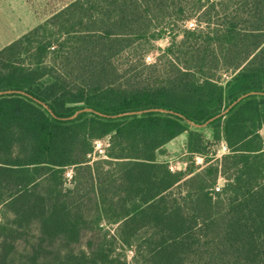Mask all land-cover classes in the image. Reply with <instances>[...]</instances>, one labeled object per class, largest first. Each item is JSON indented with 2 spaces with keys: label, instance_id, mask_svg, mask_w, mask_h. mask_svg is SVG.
I'll return each instance as SVG.
<instances>
[{
  "label": "trees",
  "instance_id": "obj_1",
  "mask_svg": "<svg viewBox=\"0 0 264 264\" xmlns=\"http://www.w3.org/2000/svg\"><path fill=\"white\" fill-rule=\"evenodd\" d=\"M7 89L0 264H264V95L185 120L264 92V0H66L0 49ZM181 133L202 166L158 160Z\"/></svg>",
  "mask_w": 264,
  "mask_h": 264
},
{
  "label": "crops",
  "instance_id": "obj_2",
  "mask_svg": "<svg viewBox=\"0 0 264 264\" xmlns=\"http://www.w3.org/2000/svg\"><path fill=\"white\" fill-rule=\"evenodd\" d=\"M17 5L21 10H15L12 6H8L7 0L0 1V30L5 29V22L7 24L9 33L5 35V31H0V49L4 46L10 44L17 38L29 32L33 27H35L40 21L45 19L48 15L41 16V13L35 8V5L31 0H15ZM31 13H33L35 19V25L32 27L30 24L31 21ZM6 36V37H5ZM174 140H170L167 142L162 148L165 151L166 155H170L172 158L174 155L179 154V165H186L185 155L186 149L184 148L180 151L177 150L175 145H171V142ZM185 142H186V134H185ZM196 157H201L200 155H195L193 159ZM175 158V157H174ZM177 158V157H176ZM166 161V160H165ZM171 161V160H170ZM169 160L167 162L170 163ZM173 169L176 168L175 165L169 164ZM180 167V166H179ZM180 169V168H178ZM184 169V168H183Z\"/></svg>",
  "mask_w": 264,
  "mask_h": 264
},
{
  "label": "rangeland",
  "instance_id": "obj_3",
  "mask_svg": "<svg viewBox=\"0 0 264 264\" xmlns=\"http://www.w3.org/2000/svg\"><path fill=\"white\" fill-rule=\"evenodd\" d=\"M31 1L35 5V8L41 13V16H44V15H49V13L53 9L62 5V3L65 2L66 0H31ZM7 2H8V6H11V7L13 6L15 8V10H21L19 8V5H17V3L15 2V0H7ZM30 24L32 27L35 25V19H34L33 13H31ZM188 25H191V23H188ZM4 26H5V29H1L0 31L2 32L4 30L5 35H6L9 33L6 22H5ZM168 43H169V37H164V38L159 39L156 42H154L153 48L147 54V56H149L150 59H146V57H145V60L147 62H153L157 58V56L160 54V50L165 48L168 45ZM100 140H101L102 146L104 148H106L107 146L105 144H106L107 140L106 139H100ZM171 145H175V147L177 148L178 151L182 150L184 148V145H185V133H181L178 136H176L174 138V140L171 142ZM218 147H219L218 156H220L224 152L221 150V146H218ZM104 154H105V150L103 153L95 152L94 154L92 151L91 156L89 158L91 159V161H93V160H96L99 156H102ZM178 156H179V154L174 155L172 158H170L171 156L169 154L166 155L164 152V154L158 156V160H160V161H165V160L170 161L171 160L170 163L168 162V165L169 164L175 165L176 168H174L173 170H184L186 168V166L188 164H190V162H193V165L197 166V167L203 165V159L201 160V162H198L196 158L192 159V161H191V160H188L186 157H185L186 165L185 166H182V164L179 165L178 163H181V162H179L180 159ZM178 168H180V169H178ZM69 170H70V168L66 169V172H68ZM222 183H223L222 179H219L218 184L221 185ZM108 228H111V227H108ZM129 256H131L130 251L128 252V258H129Z\"/></svg>",
  "mask_w": 264,
  "mask_h": 264
},
{
  "label": "water",
  "instance_id": "obj_4",
  "mask_svg": "<svg viewBox=\"0 0 264 264\" xmlns=\"http://www.w3.org/2000/svg\"><path fill=\"white\" fill-rule=\"evenodd\" d=\"M11 93H18V94H23V95H27V96L31 97L29 94H27L26 92H24L22 90L7 89V90L0 91V95H3V94H11ZM256 93L263 94L264 95V92H247V93H244V94L240 95L239 97H237L234 101H232L222 112L216 114L215 116L209 118L207 121H205L204 123H201V124H197V123L192 122L191 120L185 119L184 116L182 114L178 113V112H174V111L167 110V109H162V108H148V109H142V110H137V111H125V112L118 113V114H114V115H106V114L100 113L98 111H94L92 108L84 107V108L78 109L72 115L67 116V117H61L60 119L61 120H72V119L76 118L82 112H94V113L99 114L101 116H107V117H120V116H124V115L141 114V113L148 112V111H158V112L170 113V114H174V115H177L179 117H182L191 126L200 128V127H204L205 125H207L208 122H210L214 118L219 117V116L225 114L232 106H234L236 103H238L241 99L247 97L248 95L256 94ZM35 100L37 102L41 103L44 107L47 108V105L46 104H44L43 102H41L38 99H35ZM50 113L54 116V114L51 111H50Z\"/></svg>",
  "mask_w": 264,
  "mask_h": 264
},
{
  "label": "built area",
  "instance_id": "obj_5",
  "mask_svg": "<svg viewBox=\"0 0 264 264\" xmlns=\"http://www.w3.org/2000/svg\"><path fill=\"white\" fill-rule=\"evenodd\" d=\"M146 59H150V57H149V56H146ZM105 145L107 146V143H106ZM220 146H221V150H222L223 152H226V151H227V147H226V145H225L224 143H221ZM104 150H105V148L102 146L101 140H100V139L95 140V141H94L93 154H94L95 152L103 153ZM88 156L90 157L91 154H89ZM196 159H197L198 162H201V160H202L203 158H202V157H196ZM169 168H170L171 170H173V167H172V166H169ZM66 176H67L68 178L71 177V169H70L68 172H66ZM220 186H221V185L217 184V186L215 187V189H216V190H219V187H220Z\"/></svg>",
  "mask_w": 264,
  "mask_h": 264
}]
</instances>
